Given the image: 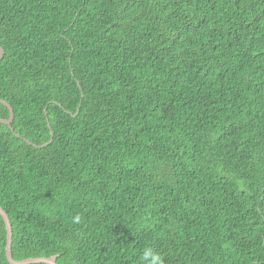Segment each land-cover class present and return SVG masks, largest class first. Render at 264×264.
I'll list each match as a JSON object with an SVG mask.
<instances>
[{
    "label": "trees",
    "instance_id": "obj_1",
    "mask_svg": "<svg viewBox=\"0 0 264 264\" xmlns=\"http://www.w3.org/2000/svg\"><path fill=\"white\" fill-rule=\"evenodd\" d=\"M0 45L14 259L264 264V0H0Z\"/></svg>",
    "mask_w": 264,
    "mask_h": 264
},
{
    "label": "water",
    "instance_id": "obj_2",
    "mask_svg": "<svg viewBox=\"0 0 264 264\" xmlns=\"http://www.w3.org/2000/svg\"><path fill=\"white\" fill-rule=\"evenodd\" d=\"M5 51L4 48L0 45V60L4 57ZM0 102L9 106L10 110H11V116L10 118H0V122L7 124L9 126H12L13 120H14V112L12 107L4 100L0 99ZM54 134V132H52V135ZM53 139L49 142L46 143L44 145H35L38 147H43V146H47L48 144L52 143ZM30 142V141H29ZM31 143V142H30ZM0 214L3 216L5 222H6V226H7V235H8V240H7V257L8 260L10 262V264H36V263H45V264H59L57 262L58 256L54 255L52 257H36V258H29V259H25V260H21L18 261L16 259H14L13 254H12V245H13V228H12V223L10 220V217L8 215V213L2 208L0 207Z\"/></svg>",
    "mask_w": 264,
    "mask_h": 264
},
{
    "label": "clouds",
    "instance_id": "obj_3",
    "mask_svg": "<svg viewBox=\"0 0 264 264\" xmlns=\"http://www.w3.org/2000/svg\"><path fill=\"white\" fill-rule=\"evenodd\" d=\"M76 219L78 220L79 217ZM143 260L146 264H165L163 256L158 253H154L151 248L145 250Z\"/></svg>",
    "mask_w": 264,
    "mask_h": 264
}]
</instances>
